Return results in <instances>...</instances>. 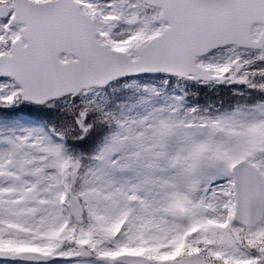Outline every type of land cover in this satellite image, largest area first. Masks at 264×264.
<instances>
[{"label":"snow or ice","instance_id":"obj_1","mask_svg":"<svg viewBox=\"0 0 264 264\" xmlns=\"http://www.w3.org/2000/svg\"><path fill=\"white\" fill-rule=\"evenodd\" d=\"M0 264H264V0H0Z\"/></svg>","mask_w":264,"mask_h":264}]
</instances>
